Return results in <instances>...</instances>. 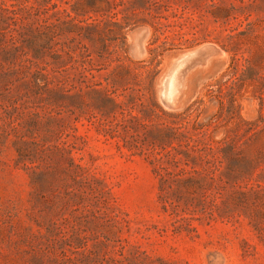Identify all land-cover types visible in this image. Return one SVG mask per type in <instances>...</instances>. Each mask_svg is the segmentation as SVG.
Returning a JSON list of instances; mask_svg holds the SVG:
<instances>
[{"label":"rangeland","instance_id":"374dc122","mask_svg":"<svg viewBox=\"0 0 264 264\" xmlns=\"http://www.w3.org/2000/svg\"><path fill=\"white\" fill-rule=\"evenodd\" d=\"M0 264H264V0H0Z\"/></svg>","mask_w":264,"mask_h":264},{"label":"bare ground","instance_id":"6f19581e","mask_svg":"<svg viewBox=\"0 0 264 264\" xmlns=\"http://www.w3.org/2000/svg\"><path fill=\"white\" fill-rule=\"evenodd\" d=\"M174 76V74H173ZM171 77V76H170ZM172 78V77H171ZM174 78V77H173ZM171 80H174V79H169V82H168V93H171V87H172V84H173V81L171 82ZM174 85V84H173Z\"/></svg>","mask_w":264,"mask_h":264}]
</instances>
